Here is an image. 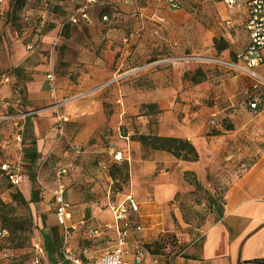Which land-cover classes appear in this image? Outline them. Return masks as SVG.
Masks as SVG:
<instances>
[{
  "label": "rangeland",
  "instance_id": "374dc122",
  "mask_svg": "<svg viewBox=\"0 0 264 264\" xmlns=\"http://www.w3.org/2000/svg\"><path fill=\"white\" fill-rule=\"evenodd\" d=\"M174 3L178 10L167 0H0V166L5 160L16 161L27 176L15 188L0 170V264H30L35 241L45 245L44 264L61 260L64 230L52 198L59 184L65 185L73 207L69 224L80 229L71 240L75 257L83 259L87 250L98 258L112 247L91 231L109 222L110 202H123L130 194L137 198L132 160L117 163L112 152L123 147V137L132 140L153 129L152 117L161 112L144 93L153 87L209 82L211 89L202 97L163 98L179 106L180 122L186 113L191 120L202 113L198 120H204L210 135L217 133L218 125L238 130L229 138L241 143L234 152L247 145L254 149L248 158L226 157L223 169L241 171L255 164L264 148V86L254 89L248 78L246 86L233 84L239 74L210 63L214 58L233 59L245 48L242 15L221 0ZM76 5L87 7L89 19L80 27L67 24L60 34L50 33L66 22ZM227 20L231 26H223ZM215 42L227 48L219 52ZM254 99L256 109L250 107ZM216 106L219 111L212 118L210 110ZM60 115L70 121L63 135L58 132ZM78 119L76 124L97 126L91 136L86 130L69 129ZM213 119L215 126L210 125ZM153 153L142 148L143 159ZM63 169L67 175L61 174ZM154 174L138 173L148 200V180L161 173ZM232 174L210 173L201 183L195 174L185 173L190 190L157 209L158 216L139 219L144 232L151 223L159 231L143 245L163 262L185 259L189 250H198L230 200Z\"/></svg>",
  "mask_w": 264,
  "mask_h": 264
},
{
  "label": "crops",
  "instance_id": "0c3cea01",
  "mask_svg": "<svg viewBox=\"0 0 264 264\" xmlns=\"http://www.w3.org/2000/svg\"><path fill=\"white\" fill-rule=\"evenodd\" d=\"M78 6L79 5L73 6L69 15L72 13L73 9ZM63 24L58 28L52 27L49 30L50 33L58 32V34H60ZM260 73L264 74V70ZM234 78L233 84L240 81V83L246 86L249 82V78L246 76L239 75ZM249 80L252 81L251 79ZM209 89L211 88L207 81L197 85L184 84L181 82L177 85V88L156 86L144 92L153 98L151 104L157 105V110L161 112L152 117L155 119L156 123L152 126L153 129H150L144 134L154 135L155 132L157 136L188 140L198 151L199 161H181L161 151H153L154 153L148 159H143L141 144L137 141H133V139L131 140L130 135V141L127 143L123 140L121 145L123 147L120 148H128L130 152L128 162L132 160L130 173H132L133 191L137 196L135 199L140 206L139 218H137L136 215L133 216L138 222L142 216L147 214L153 217L158 216L157 209L166 207L168 202H170L177 193L190 190L191 187L183 178L185 173L195 174L197 180L201 183L206 182L210 173H233V179L229 184L228 191L230 200L225 206L223 215L218 219H214L213 225L205 232L200 248L198 250H189L187 254L188 257L185 259H178L175 261L169 257L168 260L164 261V264H253L254 261L264 259V148L258 151L256 162L251 168L241 171L232 169L225 170L222 168L221 163L226 157H228L229 160L235 161L237 159L241 160L251 157L254 154V149L247 148L248 145L244 147L240 153L233 151L241 146V143L238 142V138H233L234 143L230 142L229 138L237 134L238 130H226L218 125L216 130L219 134L210 135L204 120H198L199 118L202 119L204 114L197 113L195 115L197 121L191 120L190 113H186L185 116H181L180 122L179 106L174 100L168 103L166 99L163 98H175L180 95L184 98L189 99V97H191L194 99L204 96ZM138 94H143V92L139 91ZM217 111H219L217 106L210 110V112L213 113L212 116L215 118L217 116ZM72 121L75 123H73L74 125H69V129L86 130L85 132H87L89 136H91L93 131L97 128V126L95 127L92 125L83 126L81 124H76L77 122H81L79 119ZM185 121H188V124L181 128L182 122ZM69 122L66 124V127ZM236 129L238 128L236 127ZM234 146L236 147L233 149ZM228 149H231V151L229 152ZM77 152L79 153L80 151ZM226 152L228 156H226ZM158 167H160V169H158ZM138 173H161L157 175V177L148 180L149 186H146V191H148V195H150V200L146 199L141 192V186L144 185L145 181H143L142 175H138ZM67 174L66 170L64 175ZM60 185L65 188L64 184H59L57 187ZM65 198L67 199L66 189ZM67 201L69 202L68 199ZM69 204V212L72 218L73 207L70 202ZM109 213L111 216L109 222L103 226L94 228L91 233L96 229L105 230V236L99 234L95 235L93 233L94 237L102 241H110L113 247L115 243V234L112 230L106 229V226L112 225V212L110 208ZM70 221L71 219L69 222ZM75 228L74 235L80 230L77 229L76 226ZM143 230L144 229H142L140 233H133L131 235L129 249H132V247L137 244L143 246L145 238H151L154 234H158L159 232L153 223H151L149 232H144ZM72 247L74 251H76V247L73 245ZM132 250H130L129 253L132 252ZM131 258V254L127 255L125 264H131Z\"/></svg>",
  "mask_w": 264,
  "mask_h": 264
},
{
  "label": "built area",
  "instance_id": "2783aa9c",
  "mask_svg": "<svg viewBox=\"0 0 264 264\" xmlns=\"http://www.w3.org/2000/svg\"><path fill=\"white\" fill-rule=\"evenodd\" d=\"M169 5L174 9H179V5L174 3V0H167ZM228 8L235 9L243 17L244 29L247 37L245 48L234 55L233 59H211L210 63L227 68L235 73L246 76L252 80L253 88L256 89L260 85L264 86V74L259 72V69L264 70V0H221ZM87 7L80 5L73 9L68 16L62 29L68 24L70 26L80 27L82 21H87ZM103 20H107L104 16ZM230 20L224 21L223 26H231ZM48 80L54 81V76L48 74ZM258 106L257 100L250 103V107L256 109ZM80 112V109H77ZM212 118H215L212 116ZM69 122L68 115H60L58 117V132L60 135L65 133L66 124ZM210 125L215 126V120L210 121ZM127 143L130 141V136L122 138ZM80 151V148H76ZM128 148L114 149L112 155L114 161L123 163L129 161ZM0 170L9 183L20 188L27 180L24 170L16 161L5 160ZM63 169L61 174H65ZM53 200L55 203V215L58 225L64 230V238L61 246L62 258L55 264H125V258L131 254V264H164L160 256L151 255L142 245H134L129 249V240L133 233H140L142 226L133 215L139 218L140 206L135 197L130 194L123 202L110 203V211L112 212V225L106 226V229L112 230L115 234V243L113 247L104 252L100 257L92 256L87 250L83 251L84 258L75 257V251L72 247L71 240L76 230L75 226L69 224L71 214L69 212L70 204L65 198V188L60 185L53 192ZM95 235H106V231L96 229L93 232ZM1 234V233H0ZM132 252L129 253V251ZM30 264H44L46 258L45 245L41 241H35L31 250Z\"/></svg>",
  "mask_w": 264,
  "mask_h": 264
},
{
  "label": "trees",
  "instance_id": "16d2710c",
  "mask_svg": "<svg viewBox=\"0 0 264 264\" xmlns=\"http://www.w3.org/2000/svg\"><path fill=\"white\" fill-rule=\"evenodd\" d=\"M18 1V0H17ZM216 49L219 52H222L227 48V44L224 43L222 46H219L215 42ZM197 83H200L199 81H196ZM147 108H152V105L145 106ZM232 125H228L226 127V130H232ZM219 133H215V135H218ZM133 141H137L141 144L143 149H151L152 151H161L165 152L174 158L185 161V162H197L199 161V154L196 148L192 143H190L188 140L180 139V138H174V137H163V136H157V135H151V134H140L137 137L133 138ZM124 163V162H123ZM126 163V162H125ZM127 167H125L126 169ZM188 175V173H186ZM195 186L198 185V181H196ZM17 198L23 197L19 193L16 194ZM143 248L148 251L149 254L155 255L146 245H143ZM253 264H264V259L254 261Z\"/></svg>",
  "mask_w": 264,
  "mask_h": 264
}]
</instances>
